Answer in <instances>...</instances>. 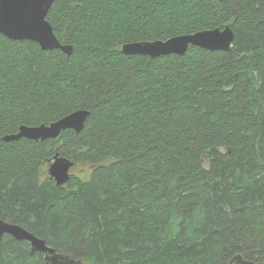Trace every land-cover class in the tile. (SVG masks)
I'll list each match as a JSON object with an SVG mask.
<instances>
[{
	"label": "trees",
	"instance_id": "1",
	"mask_svg": "<svg viewBox=\"0 0 264 264\" xmlns=\"http://www.w3.org/2000/svg\"><path fill=\"white\" fill-rule=\"evenodd\" d=\"M47 19L70 55L0 34V218L81 264H264V0H54ZM227 26L231 51H122ZM81 109L79 132L4 139ZM0 264L50 263L4 234Z\"/></svg>",
	"mask_w": 264,
	"mask_h": 264
},
{
	"label": "water",
	"instance_id": "2",
	"mask_svg": "<svg viewBox=\"0 0 264 264\" xmlns=\"http://www.w3.org/2000/svg\"><path fill=\"white\" fill-rule=\"evenodd\" d=\"M222 1V0H218ZM54 0H0V34L11 40H31L40 44L44 50L60 49L70 55L71 45L63 44L56 36L54 28L47 19ZM235 39L234 30L227 26L172 37L168 40L130 42L122 47L127 55H147L151 58L165 55L183 56L190 46L206 50L231 51ZM90 115L89 110L75 111L51 124L38 126L22 125L19 132L4 136L6 141L28 138L32 140L54 139L65 129L77 132L84 128ZM75 163L57 154L49 165V174L58 185H65L70 179ZM10 234L18 240H26L33 251L44 253L50 264H81L70 256L59 253L46 241L21 225L0 218V237Z\"/></svg>",
	"mask_w": 264,
	"mask_h": 264
},
{
	"label": "rangeland",
	"instance_id": "3",
	"mask_svg": "<svg viewBox=\"0 0 264 264\" xmlns=\"http://www.w3.org/2000/svg\"><path fill=\"white\" fill-rule=\"evenodd\" d=\"M80 166H77L75 169H73L74 171L72 172H79Z\"/></svg>",
	"mask_w": 264,
	"mask_h": 264
}]
</instances>
